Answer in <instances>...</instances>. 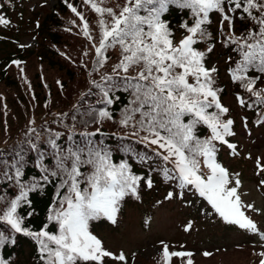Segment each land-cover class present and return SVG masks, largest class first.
<instances>
[{
  "label": "snow or ice",
  "instance_id": "snow-or-ice-1",
  "mask_svg": "<svg viewBox=\"0 0 264 264\" xmlns=\"http://www.w3.org/2000/svg\"><path fill=\"white\" fill-rule=\"evenodd\" d=\"M85 2L100 17L99 44L93 45L97 64L103 67L107 62L105 53L108 48L118 46L120 49L121 58L113 66L112 73L118 78L117 86L128 91L131 99L119 123L123 127L131 126L133 136L156 147V155L172 165L164 168L165 177L176 181L177 187L194 190V194L202 197L224 223L259 234L264 239V233L259 232L256 223L245 213V209L253 206L243 204L238 194L239 179L233 181L228 170L215 158L217 147L214 142L235 148L225 139L234 135L231 131L233 121L227 118L229 108L224 106L219 95L222 89L216 86L214 74L218 69L206 66V56L213 51L215 44H207L203 51L197 47L211 39L207 27L212 23L210 13H219V30L228 33L225 46L234 44V51L241 57L234 68L228 69L229 74L233 82H239L248 93L264 103V88L258 89L256 83L264 76V0H125L119 11L102 7L103 0L100 3L96 0ZM170 6L184 10L189 17L180 24L184 34L179 40L173 35L169 22L162 19ZM68 7L81 20L84 19L75 7L71 4ZM237 10L256 24V28L250 29L246 35L236 36L233 32L232 14ZM105 15L108 20L104 19ZM0 23L7 21L0 17ZM83 27L84 36L93 39L87 22ZM250 69L260 75L249 76ZM112 79V74L102 77L105 85ZM96 87L101 88L103 94L99 103L112 104L109 92L113 86L102 88L96 84ZM237 100L244 103L239 95ZM104 119L111 120L112 116L106 109H101L96 122ZM199 125L206 126L210 135L201 139L196 134ZM81 135L87 139L96 133ZM58 138L59 134H56L55 138L48 140L51 147L57 149L53 157L55 170L44 168L51 176L59 177L61 187L67 189L49 217L55 221L57 231L33 233L21 227L16 212L20 201L27 195L24 185H20L19 195L9 202L0 221H5L17 233L25 232L37 238L45 264H104L107 257L125 261L123 253L117 256L103 247L102 241L89 231V221L106 219L115 224L120 201L129 195L137 197L138 181L142 178L131 174L127 163H114L108 150L90 139L85 147L69 146L65 149L57 145ZM32 148L35 149L36 145L32 144ZM12 167L18 178L20 168L15 164ZM202 167L208 170L207 176ZM260 167L264 170V166ZM3 175L13 179L6 171ZM43 179L47 180L48 176ZM146 183L152 187L151 179ZM232 184L235 186H230ZM35 187L28 186L27 191ZM180 195L183 196V192ZM172 198V192L165 197ZM3 199L0 197V201ZM191 226L189 222L185 230ZM5 239L0 232V244ZM192 255L190 252H169L168 245L163 244L165 264H169L171 257ZM204 255L211 253L205 252ZM259 255L264 257V252ZM187 264H193L192 260L189 259ZM259 264H264V259Z\"/></svg>",
  "mask_w": 264,
  "mask_h": 264
},
{
  "label": "trees",
  "instance_id": "trees-1",
  "mask_svg": "<svg viewBox=\"0 0 264 264\" xmlns=\"http://www.w3.org/2000/svg\"><path fill=\"white\" fill-rule=\"evenodd\" d=\"M72 1L78 11L86 14L84 17L90 24L89 32L93 39L89 40L84 36V29L79 26L75 16L76 23L73 27L62 24L70 15L65 0L58 1L59 6L54 12L45 11L41 17L36 37L38 46L34 49H24L19 43V35L0 32V197L4 198L0 201V215L7 209L9 202L19 195L20 185H24L27 195L20 201L16 212V216L21 219V227L38 233L48 225L49 231L54 232L51 225L56 223L49 217L67 189L61 187L59 177L51 176L44 168L55 170L56 161L53 157L57 149H53L48 140L59 134L56 143L61 148L85 147L87 139H90L97 146L108 150L114 163H127L129 172L142 178L138 181L137 197L129 195L131 198L125 196L120 201L121 218L125 206L151 207L157 202L166 201L165 197L172 192V199L193 211L188 214L189 218L208 221L211 235L226 237L234 232H246L245 229H236L237 226L216 219L198 198L177 187L176 181L167 179L163 170L171 167L156 155V147L146 145L139 137L133 136L134 129L131 126L123 127L119 123L131 99L128 91L117 86L118 78L112 73L113 66L121 58L120 49L118 46L108 48L105 53L108 60L100 67L91 45L96 40L99 42L100 17L85 0ZM96 2L100 3V0ZM124 2L125 0H103L101 6L119 11ZM2 3L10 9L8 3L12 7L17 0H2ZM253 12L255 14V10ZM232 15L233 32L236 36L246 35L250 29L256 28L255 22L242 11L237 10ZM104 19L108 20V17L105 15ZM162 19L169 22L173 35L177 38L183 31L180 28L181 22L189 17L184 10L170 6ZM210 19L212 23L207 27L211 39L197 47L203 51L207 44H215L213 51L206 56V66L218 69L214 74L216 86L222 89L219 95L224 106L229 108L227 118L233 121L231 131L234 135L228 136V139L236 142L237 148L241 150L238 155H229L226 151L227 166L231 175L253 179L264 196V184L261 183L264 181V170L260 167L264 166V103L248 93L239 82H233L228 69L234 68L235 62L241 57L234 51V44L225 46L228 33H221L219 30V13H212ZM229 57L232 58L231 61ZM108 74L113 76L112 81L108 82V85L113 86L109 92L113 101L110 105L99 103L103 94L101 88L96 87V84H100L102 88H107L102 77ZM130 74L134 75V72L130 70ZM248 75L260 74L255 69H250ZM256 83L258 89L264 88V76ZM238 95L243 99V104L237 100ZM101 109L109 111L112 119L97 123L96 116ZM81 133L96 135L86 139ZM196 134L203 139L210 135V130L199 125ZM214 143L219 153V144ZM32 144L36 145L35 149ZM253 144L260 150L253 154V161L247 163V149ZM13 164L20 168L21 175L18 178L15 177ZM5 171L13 179L9 180L4 176ZM45 175L48 176L47 180L43 179ZM148 179L152 181L151 188L147 186ZM31 185L36 187L27 191ZM181 192L183 196L180 195ZM250 216L257 221L254 216ZM118 222L114 224L116 227ZM103 225L110 223L106 219L89 222L93 231ZM0 232L6 237L3 244H0V262L44 264L41 252L37 251V238L26 235L25 232L13 233L5 221H0ZM251 257L246 249L227 254L229 264H256L255 255L254 262L250 260Z\"/></svg>",
  "mask_w": 264,
  "mask_h": 264
},
{
  "label": "rangeland",
  "instance_id": "rangeland-1",
  "mask_svg": "<svg viewBox=\"0 0 264 264\" xmlns=\"http://www.w3.org/2000/svg\"><path fill=\"white\" fill-rule=\"evenodd\" d=\"M52 4L54 1L49 2V5ZM31 43L33 41L28 39V44ZM238 194L246 204H253L259 210H264V198L258 193L254 182L242 183ZM176 207V202L159 205V208L151 212L153 215L149 220V228L143 230L138 225L139 216L127 214V225L120 223L117 231L110 233L112 241L103 234L110 246L109 249L116 251L117 254L125 252L126 259L123 264H151L150 257H157L162 251L163 244L169 241L175 230L179 231L177 225L181 220L178 218L179 213L175 211ZM262 242L264 239L254 241V247L257 251L260 250ZM219 243L225 244L222 240H219Z\"/></svg>",
  "mask_w": 264,
  "mask_h": 264
}]
</instances>
